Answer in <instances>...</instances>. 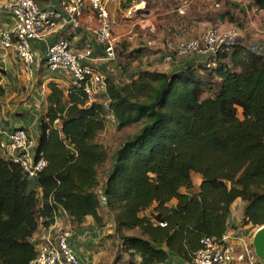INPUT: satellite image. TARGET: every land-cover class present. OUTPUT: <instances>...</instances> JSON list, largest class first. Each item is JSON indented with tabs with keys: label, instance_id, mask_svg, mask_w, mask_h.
Masks as SVG:
<instances>
[{
	"label": "trees",
	"instance_id": "trees-1",
	"mask_svg": "<svg viewBox=\"0 0 264 264\" xmlns=\"http://www.w3.org/2000/svg\"><path fill=\"white\" fill-rule=\"evenodd\" d=\"M254 4L264 9V0ZM49 90L36 142L46 167L28 179L0 155V264H29L33 237L54 210L77 225L102 221L103 105L75 88L66 96L55 84ZM106 96L119 129L142 124L114 151L102 189L127 264L190 262L201 238L227 232L237 200L241 226H264V55L233 44L196 65L138 72L121 87L107 79ZM192 173L201 177L198 190ZM133 230L139 234H124Z\"/></svg>",
	"mask_w": 264,
	"mask_h": 264
},
{
	"label": "crops",
	"instance_id": "crops-1",
	"mask_svg": "<svg viewBox=\"0 0 264 264\" xmlns=\"http://www.w3.org/2000/svg\"><path fill=\"white\" fill-rule=\"evenodd\" d=\"M8 0H0V6ZM65 0H41L39 5L42 9L62 10V3ZM87 1V0H86ZM106 4L107 12L112 20L115 21L113 37L118 42L114 59H107L104 48L96 43L91 31L85 27H95V13L86 3L82 16V28L79 31L71 30L69 27L58 30L55 34L36 40L32 43V48L36 52V62L29 75H25L21 65L12 52L0 51V139L4 143L7 141V135L15 129H23L27 134L37 142L41 132V122L47 112L48 96L50 94L49 85L55 84L61 89L66 96L70 85V77L63 72H48L44 64V54L47 46L59 39L67 41L75 54L82 55L83 52L90 48L91 55L85 59V62L101 72L107 79L112 81L117 87L128 85L138 72L141 71H159L170 72L176 69L184 68L189 65H196L203 62L204 58L189 57L177 59L170 65L164 62V56L170 52V47L180 41H187L194 37L204 34L209 24L214 23L220 28L233 27L234 23L229 20L236 17L237 14L231 13L228 16L219 14L211 18L207 14H201L200 9L196 12L195 17L188 16V10L181 8L182 14L171 20L168 18L162 25L150 26L134 22L135 18L131 17L132 11L156 13L158 16H170L176 11L171 7L172 1L175 4L178 0H162L156 9L149 10V3L140 0H102ZM140 4V5H139ZM144 5V10L140 7ZM139 9V10H138ZM240 17L246 15L243 27L234 26L238 37L235 44L247 46L253 51L264 55V9L251 3L250 8L239 11ZM140 14V13H138ZM154 20V15H151ZM244 18V17H243ZM236 24V23H235ZM13 21L10 15L0 8V29L7 30L11 28ZM200 27V28H199ZM157 34L160 40L152 41L155 45H149L151 40H146L147 31ZM205 28V29H204ZM137 50H139L137 52ZM149 51L148 53H146ZM131 54V56H129ZM93 103V102H92ZM90 104V103H88ZM114 124L118 127L116 121L106 123L103 131L106 132ZM101 135V134H100ZM97 142L103 146V141ZM113 153L108 154L107 162L100 175V186L97 190L100 201L98 215L102 219L98 225L92 218H85L80 225L68 221L73 232L70 243L73 246L80 264H98L103 254L113 251L115 246L121 247L120 240L115 234L113 216L106 210L102 197V189L107 175L113 164ZM193 184L198 190L201 177L192 173ZM235 201L231 206V212L227 220V232L230 235V244L234 248V261L230 264H242L238 261L237 256L241 253L242 248H252V237L257 228L252 226H241L244 203L236 204ZM175 201L171 205H175ZM237 205V206H236ZM44 227H40L33 237V243L43 233ZM125 235H138L137 230L125 231ZM119 244V245H118ZM116 248V247H115ZM125 256V254H124ZM127 261V258L122 260ZM165 264H190L175 256L169 257Z\"/></svg>",
	"mask_w": 264,
	"mask_h": 264
},
{
	"label": "built area",
	"instance_id": "built-area-1",
	"mask_svg": "<svg viewBox=\"0 0 264 264\" xmlns=\"http://www.w3.org/2000/svg\"><path fill=\"white\" fill-rule=\"evenodd\" d=\"M40 1L8 0L0 6L13 21L11 28L0 29V51L12 52L25 75L31 73L36 62L37 54L32 43L53 35L62 28L69 27L79 31L82 28L86 3L95 13L96 26L85 28L91 31L96 43L104 48L106 58H115L118 45L113 37L115 21L110 18L102 0H65L62 10L42 9ZM237 37L234 28L209 26L201 38L180 41L171 46L163 60L167 65L177 59L189 57L210 60L218 52H228ZM148 44L155 45L152 41ZM90 55V48L82 55L75 54L67 41L59 39L47 46L44 64L48 72L66 73L71 80L70 88L80 90L87 103H101L106 114V123L114 122L115 117L110 111L106 96L107 78L85 62ZM0 155L19 165L28 179L37 177L47 165L42 154H36V142L23 129L13 130L7 135V141L0 144ZM160 226L165 227L166 224L161 223ZM72 234L68 216L61 209L54 210L49 226L43 230L38 241L33 243L36 256L29 264H80V259L70 243ZM230 239L228 233L220 238H201L200 248L192 255L190 264H230L235 255ZM237 259L242 264H264L255 256L253 249L248 247L242 248Z\"/></svg>",
	"mask_w": 264,
	"mask_h": 264
},
{
	"label": "rangeland",
	"instance_id": "rangeland-1",
	"mask_svg": "<svg viewBox=\"0 0 264 264\" xmlns=\"http://www.w3.org/2000/svg\"><path fill=\"white\" fill-rule=\"evenodd\" d=\"M127 1L128 0H126V2ZM136 2L140 3V0H136ZM160 2H162V0H148V3H149L148 9L149 10H152L154 8L156 9L157 5H159ZM253 2L254 0H178L175 4H173V1H172L171 7L175 8L176 11L173 12L170 16L168 15L158 16V14L152 13L154 15V20H152L151 13L150 14L148 13L147 15H145V14H142V12H138L140 13L138 14L134 10L131 12L130 18L131 17L135 18L134 22L136 23L140 22V24H144L145 26H150L149 24L153 23L157 27L159 25H162L163 22H166L165 20H167L168 18L170 19V17L172 21L175 20L174 18L176 16H180L182 14L181 8L182 9L184 8L185 11L188 10L189 11L188 16H193V17H195L196 12L198 11V9H200L202 15L207 14L208 16H211V18H215L219 14L224 15L225 13H227L228 16H230L231 13H235L237 14L236 17L235 18L232 17L229 20L233 21L234 26L238 27L237 26L238 24L239 26L243 27V25L245 24V21L243 19H245L246 15H243L244 18L242 16L240 17L239 11L241 8H243L244 10H246L247 8H250L251 3ZM140 8L144 10L143 9L144 5H141ZM209 26L218 27L214 23L209 24ZM234 26L228 27V28H234ZM228 28H223V29H228ZM147 29H148L147 31L148 33H147L146 40H144L145 42L147 40L156 41V40L161 39V37L156 36L157 34L150 32L149 28ZM202 36L203 34H201L199 37H194L192 39L201 38ZM148 52L149 51H147L146 53ZM141 127H142V124H137V125L123 128V129H119L118 127H116V124H114L110 129H108L106 132L102 133L98 137V141L104 142V145L107 148L108 154L113 153L127 139L135 135ZM239 203H242V202L241 201L236 202V204H239ZM115 247L113 248V251L104 253L103 257H101L102 259L100 260L98 264H127L128 256L127 255L124 256V254H122V251H120L121 248L119 246H115ZM118 254H119V257L117 259ZM126 258H127V261L123 262L122 260Z\"/></svg>",
	"mask_w": 264,
	"mask_h": 264
},
{
	"label": "water",
	"instance_id": "water-1",
	"mask_svg": "<svg viewBox=\"0 0 264 264\" xmlns=\"http://www.w3.org/2000/svg\"><path fill=\"white\" fill-rule=\"evenodd\" d=\"M251 243L255 256L264 263V226L257 229Z\"/></svg>",
	"mask_w": 264,
	"mask_h": 264
}]
</instances>
